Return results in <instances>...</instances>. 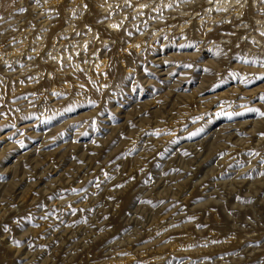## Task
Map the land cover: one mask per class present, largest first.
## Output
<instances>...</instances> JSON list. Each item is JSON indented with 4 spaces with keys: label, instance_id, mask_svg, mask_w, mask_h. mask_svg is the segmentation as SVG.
I'll return each mask as SVG.
<instances>
[{
    "label": "rangeland",
    "instance_id": "1",
    "mask_svg": "<svg viewBox=\"0 0 264 264\" xmlns=\"http://www.w3.org/2000/svg\"><path fill=\"white\" fill-rule=\"evenodd\" d=\"M262 33L264 0H0V264H264Z\"/></svg>",
    "mask_w": 264,
    "mask_h": 264
},
{
    "label": "bare ground",
    "instance_id": "2",
    "mask_svg": "<svg viewBox=\"0 0 264 264\" xmlns=\"http://www.w3.org/2000/svg\"><path fill=\"white\" fill-rule=\"evenodd\" d=\"M222 1H219V2H216L215 4H220ZM76 3V2H75ZM78 3V2H77ZM61 4V3H60ZM56 6V5H55ZM214 7V6H213ZM216 7V6H215ZM237 10V9H236ZM218 16V15H217ZM225 17V16H224ZM258 20V19H257ZM109 23V25H111V26H113V25H115V23H111V22H108ZM186 24V23H185ZM109 27V26H108ZM179 28V27H178ZM177 28V29H178ZM89 30V29H88ZM60 31V30H59ZM182 31V30H181ZM56 32V31H55ZM93 33V32H92ZM53 38V37H52ZM22 40H24V39H22ZM103 40V39H102ZM23 46V45H22ZM24 47V46H23ZM5 51V50H4ZM20 52V51H19ZM2 58V56L0 57V59ZM3 60V59H2ZM93 63V62H92ZM35 69V68H34ZM49 70V69H48ZM51 70V69H50ZM56 70V69H55ZM47 71V70H46ZM56 72H57V74H66V69L65 70H63V69H58V70H56ZM34 73V72H33ZM36 73V72H35ZM41 73V72H40ZM69 73V72H68ZM67 73V74H68ZM44 83H45V81H44ZM42 89V88H41ZM47 90V89H46Z\"/></svg>",
    "mask_w": 264,
    "mask_h": 264
},
{
    "label": "snow or ice",
    "instance_id": "3",
    "mask_svg": "<svg viewBox=\"0 0 264 264\" xmlns=\"http://www.w3.org/2000/svg\"><path fill=\"white\" fill-rule=\"evenodd\" d=\"M21 11H24L23 9H21ZM113 27H119L118 25H113ZM264 34V33H262ZM261 115H264V113H261ZM262 135H264V133H262ZM18 243V242H17Z\"/></svg>",
    "mask_w": 264,
    "mask_h": 264
}]
</instances>
